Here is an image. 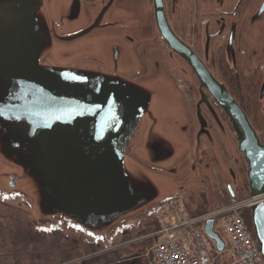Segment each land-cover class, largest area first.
Here are the masks:
<instances>
[{"label":"water","instance_id":"obj_1","mask_svg":"<svg viewBox=\"0 0 264 264\" xmlns=\"http://www.w3.org/2000/svg\"><path fill=\"white\" fill-rule=\"evenodd\" d=\"M55 15L51 21L43 0H0V191L26 195L38 222L107 239L122 222L182 190L128 154L136 135L141 160L162 171L177 163L187 149L176 131L180 96L164 79L140 83L98 71L86 62L103 56L110 65L125 63L117 47L103 38L58 45L55 26L63 25L65 10ZM159 19L162 35L171 37ZM234 113L257 199L264 193V145L247 118ZM259 205L251 207L252 222L264 262ZM204 231L218 252L225 251L213 219Z\"/></svg>","mask_w":264,"mask_h":264},{"label":"flooded vegetation","instance_id":"obj_2","mask_svg":"<svg viewBox=\"0 0 264 264\" xmlns=\"http://www.w3.org/2000/svg\"><path fill=\"white\" fill-rule=\"evenodd\" d=\"M263 3L43 0L51 21L56 22L57 9L65 10L60 20L63 25L55 26L58 45L71 46L94 38L110 40L124 64L110 65L103 56L94 59L99 62L86 63L128 80L144 83L164 79L173 86L181 101L176 131L187 142L185 153L174 166L162 171L139 158L135 135L128 154L148 170L179 182L182 190L177 196L184 195L197 213L211 212L210 201L215 209L227 200H248L245 223L254 239L251 207L260 204L264 209V193L257 199L251 197L249 163L239 150L235 131L241 119L234 110L247 118L264 145ZM158 15L172 38L162 35ZM177 166H184L185 172L177 173Z\"/></svg>","mask_w":264,"mask_h":264},{"label":"built area","instance_id":"obj_3","mask_svg":"<svg viewBox=\"0 0 264 264\" xmlns=\"http://www.w3.org/2000/svg\"><path fill=\"white\" fill-rule=\"evenodd\" d=\"M248 202L245 199L232 201L196 216H191L179 199L167 198L157 203L147 212L159 226L147 236L153 240V264H216L223 253L215 250L204 231L209 219H220L224 223L229 236L225 252L235 256L234 264H264L259 246L245 223Z\"/></svg>","mask_w":264,"mask_h":264},{"label":"rangeland","instance_id":"obj_4","mask_svg":"<svg viewBox=\"0 0 264 264\" xmlns=\"http://www.w3.org/2000/svg\"><path fill=\"white\" fill-rule=\"evenodd\" d=\"M188 157L185 158L186 162ZM185 166V165H184ZM183 166V168H184ZM176 171L177 173H183V168ZM188 170V168H187ZM186 170V172H187ZM179 202L186 208L190 209L193 212L195 210V205L192 202H189L185 199V196L178 197ZM245 199L241 198L240 200ZM156 206V204L154 205ZM153 207V206H152ZM151 207V208H152ZM221 207V206H220ZM150 208V209H151ZM32 206L30 201L27 199L26 195L19 192H13L12 194H8L6 192L0 191V214L3 215H11L15 219L23 220L26 219L29 223V226L33 231H48L49 229H62L63 234L69 237L71 243L67 240L64 242L58 238L59 246L65 249H69L73 253H84L86 249V245L90 241L89 238L85 240L83 235L75 230L70 225H66L63 223H54V222H38L33 218L32 215ZM2 215V216H3ZM245 216V214H244ZM150 217L146 212L134 215L130 217L128 220L122 222L119 226H117L111 234L108 236L107 239H96L95 241L105 248V250L110 249H117L119 253L120 260H127L132 255H141L138 261V264H153L152 258V246L153 240H150V236L152 232L156 229L152 226ZM5 224L7 222L5 221ZM6 226V225H5ZM43 229V230H42ZM214 229L220 235V237L225 242L226 246L229 247V236L224 229V223L222 221L216 222ZM127 232V233H126ZM59 234V233H57ZM94 240V239H92ZM213 246V244H212ZM141 254H140V253ZM61 254V253H60ZM59 251L57 252L56 256L44 254V252H38V258L36 259L29 254L22 255L23 263L27 264H56L60 261L61 256L58 257ZM229 255L230 253H225V258H231ZM86 257V256H85ZM84 258V257H83ZM82 258H77L74 262H78ZM229 260V259H228ZM231 260V259H230ZM137 262V261H136ZM134 261V264L136 263Z\"/></svg>","mask_w":264,"mask_h":264},{"label":"trees","instance_id":"obj_5","mask_svg":"<svg viewBox=\"0 0 264 264\" xmlns=\"http://www.w3.org/2000/svg\"><path fill=\"white\" fill-rule=\"evenodd\" d=\"M231 202L232 200H227L221 206H225ZM187 210L191 216L202 214L197 212L192 213L189 209ZM2 215L0 214V264H25L21 258L23 254L31 253L37 259L39 251L53 256H56L59 251V254H61L58 257L61 256V259L56 264H114L120 260L117 249L105 250L103 245L90 239L84 253H73L69 249L61 248L58 244V238L63 242L68 239L67 241L71 243L69 237L63 234L62 229L32 232L26 219L18 220L13 216L11 217V215ZM5 221L7 224H5ZM151 224L156 230L159 228L157 222L151 221ZM83 238L85 237L83 236ZM223 254L220 255L221 257L217 260L216 264H234V255H229L231 258H225ZM77 258L82 259L74 262Z\"/></svg>","mask_w":264,"mask_h":264},{"label":"crops","instance_id":"obj_6","mask_svg":"<svg viewBox=\"0 0 264 264\" xmlns=\"http://www.w3.org/2000/svg\"><path fill=\"white\" fill-rule=\"evenodd\" d=\"M140 257L141 255H132L127 260H118L114 264H134V261H137L135 264H138L140 262L138 261Z\"/></svg>","mask_w":264,"mask_h":264}]
</instances>
